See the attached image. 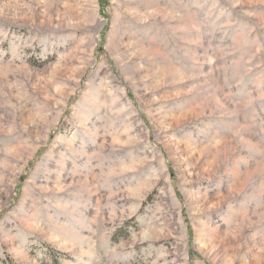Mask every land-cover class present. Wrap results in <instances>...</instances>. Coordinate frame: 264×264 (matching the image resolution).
Masks as SVG:
<instances>
[{
	"label": "rangeland",
	"instance_id": "rangeland-1",
	"mask_svg": "<svg viewBox=\"0 0 264 264\" xmlns=\"http://www.w3.org/2000/svg\"><path fill=\"white\" fill-rule=\"evenodd\" d=\"M0 264H264V0H0Z\"/></svg>",
	"mask_w": 264,
	"mask_h": 264
}]
</instances>
